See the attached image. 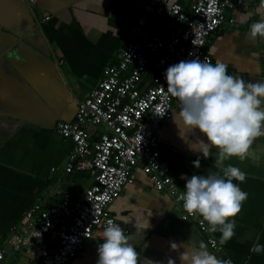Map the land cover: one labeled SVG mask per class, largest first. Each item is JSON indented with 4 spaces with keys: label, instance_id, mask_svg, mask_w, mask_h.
Masks as SVG:
<instances>
[{
    "label": "crops",
    "instance_id": "1",
    "mask_svg": "<svg viewBox=\"0 0 264 264\" xmlns=\"http://www.w3.org/2000/svg\"><path fill=\"white\" fill-rule=\"evenodd\" d=\"M146 0H0V246L25 225V213L35 204L51 206L70 194L76 199L92 181L89 172L67 173L65 165L70 142L59 138L58 122L74 119L77 104L98 84L103 69L117 61L124 34L141 13ZM193 0H178L189 7ZM260 0H244L232 10L228 21L211 36L206 51L212 63L228 67V74L245 81H264V38L250 39V25L264 18ZM259 9V10H258ZM151 31L165 35L172 23L162 17L150 20ZM179 101L173 99L171 118L160 128V158L170 169L175 186L183 193L193 174L217 172L215 159L190 150L189 143L199 136L186 127L179 116ZM104 130L89 127L91 141ZM200 157V167L193 161ZM239 167L246 181H234L248 193L241 213L235 217V236L219 244L220 233L201 235L193 222L184 221L172 198L157 192L149 177L139 168L134 182L126 185L109 210L125 234L140 231L132 241L140 254L168 264H181L179 251L171 243L198 246L213 237L214 252L232 264H264V253L250 251L264 245V137L254 141L249 158L224 162ZM197 219H202L196 214ZM204 222V221H203ZM209 229V225L204 222ZM144 230V231H143ZM20 232V231H19ZM143 232V233H142ZM103 240L86 242L69 264H97L98 246ZM206 243V242H205ZM10 264H34L35 259L21 250L6 248Z\"/></svg>",
    "mask_w": 264,
    "mask_h": 264
},
{
    "label": "built area",
    "instance_id": "2",
    "mask_svg": "<svg viewBox=\"0 0 264 264\" xmlns=\"http://www.w3.org/2000/svg\"><path fill=\"white\" fill-rule=\"evenodd\" d=\"M244 0H193L183 7L178 0H146L140 15L124 34L115 64L107 65L98 84L77 104L70 122H58L54 132L70 142L65 171H87L92 181L76 199L66 194L51 206L33 205L25 225L4 243L15 253L24 250L34 264H69L87 241L103 240L109 221L117 223L110 206L122 189L134 182L141 169L157 192L169 195L184 221L193 222L201 235L206 224L183 209L182 192L160 158L159 128L171 118L173 99L167 93L169 66L199 58L212 63L206 44ZM168 6H167V5ZM169 7V8H168ZM164 17L172 23L165 35L151 31L150 20ZM104 130L91 141L89 127ZM211 251L217 241L205 239ZM0 246V264L6 260Z\"/></svg>",
    "mask_w": 264,
    "mask_h": 264
},
{
    "label": "clouds",
    "instance_id": "3",
    "mask_svg": "<svg viewBox=\"0 0 264 264\" xmlns=\"http://www.w3.org/2000/svg\"><path fill=\"white\" fill-rule=\"evenodd\" d=\"M259 9H264V0H260ZM249 35L253 40L264 38V18L250 25ZM165 77L167 93L179 101L183 124L192 132L199 129L206 137L205 141L197 136L189 143L190 150L202 154L204 159L209 158L211 148L218 150L215 159L218 171L207 176L193 174L190 178L182 175L186 184L179 199L188 214H198L209 225L210 232L218 231L219 244L225 245L235 236V217L241 213L248 193L234 183L245 182L246 173L231 164L225 166L224 162L249 158L254 141L264 137V81H245L228 74L224 62L217 60L213 64L199 58L169 66ZM192 163L199 168L200 157ZM135 228V234L126 235L120 224L109 221L103 231V242L98 246L97 264H141L132 242L140 231L138 224ZM181 247V264H232L231 260H222L210 252L203 241L198 246L171 243L174 251ZM250 251L264 253V245L254 244ZM143 264L158 262L145 257ZM168 264L176 262L169 259Z\"/></svg>",
    "mask_w": 264,
    "mask_h": 264
}]
</instances>
